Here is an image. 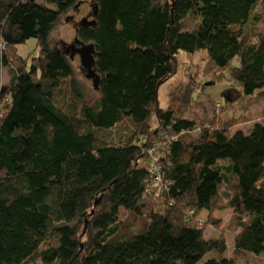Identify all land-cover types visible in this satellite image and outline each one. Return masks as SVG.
<instances>
[{"label":"trees","instance_id":"obj_1","mask_svg":"<svg viewBox=\"0 0 264 264\" xmlns=\"http://www.w3.org/2000/svg\"><path fill=\"white\" fill-rule=\"evenodd\" d=\"M80 1L0 0V264H103V253L107 264H234L247 254L264 264V122L248 133L204 128L215 118L194 75L176 89L182 101L157 106L181 51L205 52L207 81L264 92V0H91L94 27L74 28L95 47L93 103L49 39ZM30 39L39 54L28 67L16 47ZM194 102L199 124L185 118ZM154 149L156 182L142 166ZM184 180L187 193L167 198L165 188ZM120 209L151 217L139 255L117 254L129 245ZM202 211L217 237L205 238ZM223 212L225 222L215 216Z\"/></svg>","mask_w":264,"mask_h":264},{"label":"rangeland","instance_id":"obj_2","mask_svg":"<svg viewBox=\"0 0 264 264\" xmlns=\"http://www.w3.org/2000/svg\"><path fill=\"white\" fill-rule=\"evenodd\" d=\"M91 0H81L76 4L79 8V13H85L89 10V2ZM48 8L55 10L54 5H48ZM74 11V10H73ZM68 10L61 19L56 22L51 33H50V43L52 48L55 51L63 52L65 44H70L75 38V28L74 24L64 21V17L67 14H70ZM188 22L194 24L197 22V18L189 13L187 15ZM78 20V18H76ZM65 43L64 45L62 44ZM1 47V45H0ZM16 53L20 58L26 59L28 67L31 64V60L36 58L39 54L38 48H36V42L34 39L26 41L24 44H20L16 47ZM205 52H199L194 55H188L184 52H180L177 55V69L175 74L167 79L158 90V108L166 109L169 107L171 97H177L179 92L176 93V89H180L184 86V83L188 81L190 75H194L195 79L200 81L202 90L198 97L201 101V104L205 106L208 110L211 117L215 118L214 120L207 122L204 128L214 131L217 128L225 125L229 128V132L233 133L236 130H243L245 133H248L256 123L264 122V92L255 94L252 97L244 96L241 89L236 85L230 89V81L224 80L221 84H214L211 81H207V78L203 77V69L207 65V58L204 54ZM74 68L76 78L83 87L84 94L86 95V100L89 103H93L96 98H98L97 90H94L90 80L85 79L82 75L79 67V61L77 59L72 63ZM1 80L3 83L9 81V73L6 68L2 69ZM226 75V74H225ZM207 81V82H206ZM264 91V90H263ZM180 96V95H179ZM184 95L179 98L181 101L184 99ZM196 102L191 104V107L187 111L185 118L192 119L195 123H200L204 119V112L202 109L196 108V106H202ZM151 126L156 128L157 122L155 116L152 114L150 120ZM165 142V141H164ZM143 164V162H142ZM146 168V164L142 165ZM189 181H179L178 185H173L170 190L168 187L165 188L167 198H175L181 194L187 193V187ZM151 190L154 191V200L164 204V199L162 194H159L162 190H159L157 187H153ZM169 192V193H168ZM160 198V199H159ZM215 216L221 218L223 222L227 221L228 214L226 212L216 213ZM207 212L202 211L199 219V227L204 229L205 238H215L218 236L219 229L216 230L213 227L204 224L206 220ZM119 221L121 226L119 229V237L126 236L129 242L127 248L119 250L117 254L124 257H131L139 255L143 246L147 244V235L148 228L151 224V217L145 211H135V210H124L120 209L118 214ZM86 229V226H85ZM227 251L225 252L226 258H232V236L230 233H227ZM105 257V258H104ZM263 257V255H262ZM100 258L104 260L103 264H107L106 254L103 253ZM254 261V256L252 254H247L238 259H235L234 264H252Z\"/></svg>","mask_w":264,"mask_h":264},{"label":"water","instance_id":"obj_3","mask_svg":"<svg viewBox=\"0 0 264 264\" xmlns=\"http://www.w3.org/2000/svg\"><path fill=\"white\" fill-rule=\"evenodd\" d=\"M96 15V12L93 10V16ZM68 20V19H67ZM80 26H93L95 25L94 21L88 22L87 19H83L80 23ZM75 43H72L70 45H66L64 48L65 54L70 53V59L77 54L79 56L80 60V70L84 72V77L87 80L91 81L92 87L94 90H98L99 86V76L97 75V72L94 69V49L95 47L92 44H82L78 43L76 39H74ZM79 44L78 47L75 45Z\"/></svg>","mask_w":264,"mask_h":264},{"label":"flooded vegetation","instance_id":"obj_4","mask_svg":"<svg viewBox=\"0 0 264 264\" xmlns=\"http://www.w3.org/2000/svg\"><path fill=\"white\" fill-rule=\"evenodd\" d=\"M70 12H71L70 14L66 15V18L68 19L69 22H71V24H74L75 27L77 25H79V23L85 18L87 19L88 22L94 21L93 10H92L91 6H90V9L88 11H86L85 13H82V14L79 13L80 11H79V8H77V7L71 8ZM76 18H78V20ZM72 43H75L74 40ZM72 43H70V44H72ZM62 44L64 45L65 43L62 42ZM70 44H65V46L70 45ZM85 45H87V44H85ZM65 46H64V48H65ZM75 46L78 47L79 44H76ZM62 54L64 56L68 57L69 60L73 61V63H74V60L77 59L79 61V67H80V60H79V56L77 54H75L72 57V59H70V53L65 54V51H63ZM81 73L84 76V72L81 71Z\"/></svg>","mask_w":264,"mask_h":264},{"label":"built area","instance_id":"obj_5","mask_svg":"<svg viewBox=\"0 0 264 264\" xmlns=\"http://www.w3.org/2000/svg\"><path fill=\"white\" fill-rule=\"evenodd\" d=\"M149 155L150 157L147 160L146 169L150 174L154 175L153 177L156 182L160 179V176H161L160 174H161V169H162V167L158 166L159 155L156 149L150 150Z\"/></svg>","mask_w":264,"mask_h":264}]
</instances>
